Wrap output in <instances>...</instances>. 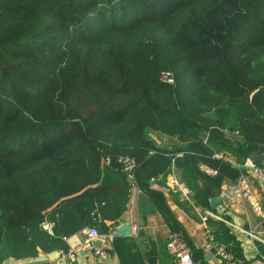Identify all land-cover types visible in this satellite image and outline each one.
Here are the masks:
<instances>
[{"label":"trees","instance_id":"trees-1","mask_svg":"<svg viewBox=\"0 0 264 264\" xmlns=\"http://www.w3.org/2000/svg\"><path fill=\"white\" fill-rule=\"evenodd\" d=\"M145 1L158 4L115 24L126 0H0V261L83 227L105 232L129 200L119 156L172 231L149 178L173 163L191 191L211 181L199 165L234 181L237 163L264 154V0ZM149 131L182 145L168 151ZM112 247L133 264L125 240Z\"/></svg>","mask_w":264,"mask_h":264},{"label":"crops","instance_id":"crops-1","mask_svg":"<svg viewBox=\"0 0 264 264\" xmlns=\"http://www.w3.org/2000/svg\"><path fill=\"white\" fill-rule=\"evenodd\" d=\"M164 148L165 146H161ZM165 149H167L165 147ZM262 158L259 162L264 165V154L260 153ZM250 185L249 198H240L237 196L225 197L222 192L230 191L235 181L224 176L209 177L211 181L202 183L200 180L194 182L195 188L190 191L188 199L184 198L178 192L165 193L159 187V184L150 186L153 190L160 193L162 204L168 210L172 225L183 234L190 248V254L193 260L200 264H221L215 255L213 248L208 242V235L226 244L232 252L244 259L247 264H264V217L256 215L251 209L252 200L257 201L264 209V189L246 172L242 171ZM206 175V174H205ZM208 176V175H207ZM214 198V202L210 199ZM155 204L146 196L136 197L133 193L129 194V200L126 209L119 219L115 222L103 220L107 230L104 232L99 226L94 228L99 233H107L114 230L115 234L110 241L100 242V250H104L106 257L102 260L95 255L91 239L89 246L81 240L79 230L62 237V245H43L44 250L35 246V255L23 258L6 256L2 258L0 264L8 260H19L32 258L37 255H43L45 258L39 261L15 263V264H119L118 258L113 251L112 241L115 238L127 242L131 253L133 264H146L147 254L151 253L156 257V264H173V260L167 255L164 248V240L169 226L163 219ZM210 209L221 218L209 217L202 222L200 215L203 210ZM136 223L137 232H130L131 224ZM126 225L129 228L127 234H117L116 229L119 225ZM130 241V242H128ZM131 243V244H130ZM49 248V249H48ZM87 249V254L80 256L78 252ZM76 252L75 261L68 263L65 258H61V253L67 251ZM57 251V256L50 258L48 253ZM135 257V258H134Z\"/></svg>","mask_w":264,"mask_h":264},{"label":"built area","instance_id":"built-area-1","mask_svg":"<svg viewBox=\"0 0 264 264\" xmlns=\"http://www.w3.org/2000/svg\"><path fill=\"white\" fill-rule=\"evenodd\" d=\"M158 80L161 82H170L171 77L168 71H161L158 74ZM152 153L149 151L148 154ZM213 158L222 159L221 154L213 153L211 155ZM117 161L123 165L124 171L127 173V177L130 181V194L133 192L140 194L139 189L135 185L131 170L134 166V160L128 156H119ZM236 166L243 167L246 172L260 185L262 189H264V165L256 164L253 162L251 156H246L242 163H237ZM199 170L210 177L216 176V171L214 169L208 168L203 165L198 166ZM175 170L173 163H171L170 169L165 175H157L149 178V186L159 184V187L167 192L171 190L179 191L180 194L188 199L191 194L186 187L180 183L177 177L174 175L173 171ZM166 174H168V181L165 182ZM225 197L229 196H237L240 198H249L250 196V185L247 180L245 174L241 171L236 178L234 186L231 187L230 191L222 192ZM251 209L254 214L264 217V209L261 208L257 201L252 200ZM212 217L216 219L221 218L213 213L210 209H205L202 211L200 215V219L202 222L206 221L207 218ZM41 227L48 234H52V222L44 221L41 222ZM138 226L136 223L131 224L130 232L135 234L137 232ZM81 235L82 242L89 246V242L91 239H97L101 243H106L111 240L114 236V230H110L107 233H99L94 227H83L79 230ZM208 242L213 248V251L217 258L220 260L221 264H247L244 259L236 256L230 250V248L222 243L216 241L212 235H208ZM164 248L167 255L173 260V264H200L199 262L192 259L190 254V248L183 234L179 230L168 231L164 240ZM95 255L99 256L102 260L106 257V253L104 250L95 249ZM61 258H65L68 263H72L75 261L76 252L74 250H69L64 255L61 253Z\"/></svg>","mask_w":264,"mask_h":264},{"label":"rangeland","instance_id":"rangeland-1","mask_svg":"<svg viewBox=\"0 0 264 264\" xmlns=\"http://www.w3.org/2000/svg\"><path fill=\"white\" fill-rule=\"evenodd\" d=\"M142 1L143 0H126L127 3L125 2L124 6L121 8L120 11H117V12H115L114 10L112 11V17H114V19L111 20V21L115 22V24H118V22H121V21H119L121 16H125L126 17L125 21H126L129 18H131V17H136V16H138V15H140L142 13H145L148 9H150L153 6L158 4V3H147L145 0H144V2H142ZM129 5H132V6H129ZM102 17L104 19H106V14L104 16H102ZM107 19H109V18H107ZM106 39H105V41L103 43L104 45H108V43H109V40H106ZM105 59H106L107 63L112 61L111 53L108 52L106 54ZM106 67L108 68V66H106ZM109 67H110V65H109ZM161 71H168L170 73V77H171L170 82L166 81V82H162V83L167 85V86H169V87H174L175 86V78H174L175 76H174L173 72L171 70H168V69H162ZM157 78H158V76H157ZM143 106H144L143 101H140L134 107L136 109H138L139 107H143ZM148 136L154 141V143L157 146H165L168 151L176 150L177 147L182 145V144L179 143V138L176 135L165 134V133H162V132H159V131H149L148 132ZM177 152H179V151H177ZM257 164H259V163H257ZM173 173H174V175L177 177V179L179 181L180 180V176H179V173L176 170V168L173 171ZM168 178H169V176H168V174H166L165 182L168 181ZM179 182L182 183L181 180ZM161 190L163 192H165V193H169V192H178V193H180L179 191H176V190H171L169 192H167V191H165L163 189H161ZM129 194H130V192H129ZM133 195L138 197V193H136V192H133Z\"/></svg>","mask_w":264,"mask_h":264},{"label":"water","instance_id":"water-1","mask_svg":"<svg viewBox=\"0 0 264 264\" xmlns=\"http://www.w3.org/2000/svg\"><path fill=\"white\" fill-rule=\"evenodd\" d=\"M197 135L199 136V138H201L202 140L205 139L206 134L204 132H198ZM262 158L261 154H256L252 156V159L254 161V163H259L260 160ZM214 198L210 199L211 202H214ZM129 232V228L128 226L122 224L119 225L116 229V233L117 234H127ZM91 244L94 246V248L99 249L101 247L100 242L99 241H92ZM78 254L80 256H82L83 254H87V249H82L78 252ZM57 256V251H52L50 253H48V257L53 258ZM45 257L43 255H37L35 257L32 258H25V259H19L17 261L15 260H8L7 262H5L4 264H15V263H26V262H33V261H39V260H43ZM65 262V259L63 260Z\"/></svg>","mask_w":264,"mask_h":264}]
</instances>
